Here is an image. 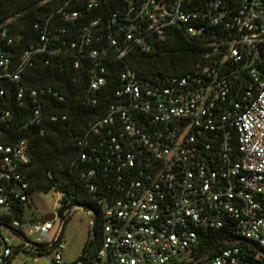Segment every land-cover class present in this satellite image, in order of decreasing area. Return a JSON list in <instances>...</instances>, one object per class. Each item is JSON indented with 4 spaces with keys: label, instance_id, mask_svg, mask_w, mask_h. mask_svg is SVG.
I'll use <instances>...</instances> for the list:
<instances>
[{
    "label": "built area",
    "instance_id": "1",
    "mask_svg": "<svg viewBox=\"0 0 264 264\" xmlns=\"http://www.w3.org/2000/svg\"><path fill=\"white\" fill-rule=\"evenodd\" d=\"M171 28L194 41L201 61L162 77L125 65L115 100L76 141L72 165L101 222L100 245L86 264H264V0H56L53 55L63 51L74 69L86 70L81 104L92 108L108 66L134 49L149 51ZM1 38L13 43L4 31ZM33 53L8 72L9 56L0 52V77L18 80ZM53 98L64 101L58 92ZM10 120L0 110V121ZM67 120L37 106L25 126ZM29 164L26 140L0 141V218L29 202ZM55 218L31 224L35 243L20 221L0 222V264L35 244L53 248L61 264ZM213 238V249L192 257Z\"/></svg>",
    "mask_w": 264,
    "mask_h": 264
},
{
    "label": "trees",
    "instance_id": "2",
    "mask_svg": "<svg viewBox=\"0 0 264 264\" xmlns=\"http://www.w3.org/2000/svg\"><path fill=\"white\" fill-rule=\"evenodd\" d=\"M55 6L56 0H0V52L9 56L8 72L18 68L25 51H34L31 66L19 74L18 80L0 77V110L11 115L9 122L0 121V141L6 144L18 140L27 141L30 155L26 171L30 184L29 195L33 192H57L60 195L57 215L63 222L67 218L66 212L74 206L95 213L90 236L84 247L91 242L89 251L81 263L79 259L70 263L86 264L88 255L100 245L101 228L99 211L72 165L78 155L76 141L85 131L87 121L102 116L108 104L115 100L112 89L118 86V75L125 65L141 73L162 77L191 71L202 57L201 49L192 39L181 29L171 28L168 38L155 43L149 51L134 49L123 62L108 66V84L99 95V104L84 108L81 98L88 83L86 70L74 69L72 58H64L63 51L53 55ZM3 31L13 39L12 44H7L1 38ZM41 48L44 50L37 51ZM32 92H36L35 97L31 95ZM53 92L62 94L64 101L59 102L53 98ZM37 106L46 115L65 114L68 120L63 123L43 122L40 126H25ZM23 212L24 206L19 205L12 216L0 218V222L5 226H10L12 219L22 222ZM222 232L228 233L225 230ZM212 233L221 235V232ZM215 242L217 238L208 241L206 246H200L196 252L192 251V257L199 256L205 249H213ZM34 246L37 256L53 250L40 244Z\"/></svg>",
    "mask_w": 264,
    "mask_h": 264
},
{
    "label": "rangeland",
    "instance_id": "3",
    "mask_svg": "<svg viewBox=\"0 0 264 264\" xmlns=\"http://www.w3.org/2000/svg\"><path fill=\"white\" fill-rule=\"evenodd\" d=\"M59 198V194L54 191L47 193L33 192L30 195L29 202L24 205L23 221L21 222V229L28 242L35 243L38 239L36 234L29 232L31 224L42 220L49 214H55ZM0 212H2L1 209ZM66 217V223L56 217L51 230V235L56 236V234H60L61 228L65 223L61 239L65 249L62 252L61 264H70L81 257L92 226L91 212L81 206H74L66 214ZM9 235L13 239L15 246L21 244L22 238L20 236L15 233H10ZM21 261H29L33 264H54L52 252L37 256L30 247H28L27 251L16 255L11 264H19Z\"/></svg>",
    "mask_w": 264,
    "mask_h": 264
},
{
    "label": "water",
    "instance_id": "4",
    "mask_svg": "<svg viewBox=\"0 0 264 264\" xmlns=\"http://www.w3.org/2000/svg\"><path fill=\"white\" fill-rule=\"evenodd\" d=\"M55 218V215L54 214H49L47 215L46 217H44L42 220L43 221H51ZM64 228H65V223L63 224L62 228H61V231H60V234H59V237L56 239V241L54 242L53 245H55L60 239H61V236L63 235V231H64ZM90 245H91V242L88 243V245L86 246V248L84 249L81 257L79 258V262L81 263L83 261V258L86 256V254L88 253L89 251V248H90Z\"/></svg>",
    "mask_w": 264,
    "mask_h": 264
},
{
    "label": "crops",
    "instance_id": "5",
    "mask_svg": "<svg viewBox=\"0 0 264 264\" xmlns=\"http://www.w3.org/2000/svg\"><path fill=\"white\" fill-rule=\"evenodd\" d=\"M30 248H32V249L34 250V247H33V246L30 247ZM27 249H28V247H27V248H23V249H19V248L15 249L14 254H13L11 260H10V264L12 263V261H13V259L15 258L16 255H18V254H20V253H22V252L27 251ZM21 262H22V261H21ZM21 262H20V263H21ZM23 262H24V261H23Z\"/></svg>",
    "mask_w": 264,
    "mask_h": 264
}]
</instances>
